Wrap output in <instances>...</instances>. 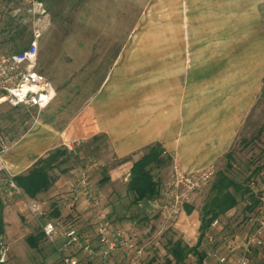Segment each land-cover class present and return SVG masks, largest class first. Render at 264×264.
Wrapping results in <instances>:
<instances>
[{
	"label": "rangeland",
	"instance_id": "374dc122",
	"mask_svg": "<svg viewBox=\"0 0 264 264\" xmlns=\"http://www.w3.org/2000/svg\"><path fill=\"white\" fill-rule=\"evenodd\" d=\"M36 3L43 4V13L36 11ZM262 21L259 30H264ZM36 29L43 32L40 70L53 83L55 99L44 110L0 105V134L11 147L18 143L11 148L13 153L21 149L37 153L50 146L47 155L58 148L72 154L53 171L58 184L37 197L48 213L39 218L26 209L29 197L22 190L18 194L12 185L15 172L5 164L6 170L0 172L1 264H61L48 241L41 242L40 250L27 242L41 231L42 223L53 218L50 211L55 204L63 219L86 229H92L99 208L109 215L114 228L131 233L136 246L144 248L140 259L119 248L112 256L114 264L164 262L170 240L197 244L203 207L217 173L228 164V154L234 157L230 175L253 193L264 195V40L239 42L233 36L222 43L212 35L204 36L200 27L191 28L189 34V0H0V55L26 49ZM191 69H205L204 76L212 82L221 69H235L232 79H241L242 95L246 90L257 91L253 104L244 105L234 142L210 167L183 169L173 161L155 171L161 196L133 205L126 189L129 165L117 158L108 140L78 137L67 139L66 145L63 135L107 82L109 91L129 88L140 94L143 88L160 89L163 97L189 103ZM213 92L217 90L210 89V99ZM186 125L189 135V121ZM83 171L102 193L98 208H87L86 200L75 208L65 203ZM192 175L200 187L188 190ZM106 177L110 180L103 183ZM249 202L248 196L241 199L208 231L200 247L208 255L206 264H236L241 249L228 245L236 239L241 246L263 219V214L245 210ZM187 206L194 208L192 213ZM251 257L254 264H264V245L255 248ZM185 264H197V258L190 255Z\"/></svg>",
	"mask_w": 264,
	"mask_h": 264
},
{
	"label": "crops",
	"instance_id": "0c3cea01",
	"mask_svg": "<svg viewBox=\"0 0 264 264\" xmlns=\"http://www.w3.org/2000/svg\"><path fill=\"white\" fill-rule=\"evenodd\" d=\"M262 20L264 0H189V34L200 27L204 36L212 35L222 43L233 36L239 42H263L264 30H259L263 27ZM191 70L189 103L182 98L163 97L160 89L143 88L140 94L131 93L129 88L120 93L109 91L107 87L111 83L107 82L83 116L63 135L64 144L67 145V139L78 137L106 138L117 158L127 159L128 178L133 162L157 142L183 169L210 167L216 157L231 147L242 122L244 105L253 104L257 91L246 90L242 95L241 79H232L235 69H221L213 82L204 76L205 69ZM211 88L217 90L212 99ZM49 150L50 146L37 153L28 149L13 153L11 149L4 161L7 169L15 172L14 177L26 173Z\"/></svg>",
	"mask_w": 264,
	"mask_h": 264
},
{
	"label": "built area",
	"instance_id": "2783aa9c",
	"mask_svg": "<svg viewBox=\"0 0 264 264\" xmlns=\"http://www.w3.org/2000/svg\"><path fill=\"white\" fill-rule=\"evenodd\" d=\"M34 8L38 13L45 11L42 3H36ZM42 35L41 29H36L31 44L25 50L0 55V105L44 110L55 99V87L39 66V42ZM11 148L13 146L7 143L6 137L0 134V172L6 170L3 155ZM196 180L198 179L194 175L189 177L188 190L200 187ZM12 185L18 194H22L21 189L14 182ZM176 199L178 200L179 197ZM81 200L88 202L87 208H98L102 202V193L84 171L79 173L65 203L70 208H75ZM25 205L35 217L48 216L44 210L45 204L39 199L28 198ZM98 209L95 222L91 225L92 229L78 227L62 216L53 217L41 224L45 240L55 250L61 264H114L112 256L121 247L135 253L137 259L142 257L144 248L136 246V238L123 229L114 228L109 215ZM53 210L51 209L50 212L52 213ZM257 212L263 214V219L255 232L249 234L241 246L237 245L236 239L228 245L229 248L241 249L236 264H254L251 253L255 248L264 245V195L261 196V205ZM222 261L224 262L225 259Z\"/></svg>",
	"mask_w": 264,
	"mask_h": 264
},
{
	"label": "trees",
	"instance_id": "16d2710c",
	"mask_svg": "<svg viewBox=\"0 0 264 264\" xmlns=\"http://www.w3.org/2000/svg\"><path fill=\"white\" fill-rule=\"evenodd\" d=\"M93 140H98V137H94ZM70 154L72 153L67 148L55 149L46 157L38 159L26 173L14 176L12 181L26 196L31 199H37L40 194L49 192L54 186L57 179L53 175V171L64 165ZM227 158L229 160L228 164L225 170L217 173L212 185L211 195L203 207L199 228L200 236L197 244L189 246L183 239L170 240L165 261L157 262L156 259H153L150 264H185L190 255H194L197 258V264H206L208 255L205 251L200 250V247L213 224L236 208L240 204V200L246 199V196H248L250 202L245 207V210L250 213L257 212L261 205L262 193L259 195L253 193L250 187L233 178L230 175V171L233 169L232 161L234 157L232 154H228ZM126 161L127 159L122 160V162ZM172 162L173 158L166 153L163 145L159 142L149 145L143 155L133 162L126 183V189L132 197L133 205L156 201L161 196V184L155 175V171L169 166ZM258 170L260 169L258 168ZM109 180L110 177H106L103 183ZM193 210L192 206H187L189 214ZM60 216L61 210L55 204L52 217ZM43 240H45V235L42 230L27 238L29 245L38 250H40V244Z\"/></svg>",
	"mask_w": 264,
	"mask_h": 264
},
{
	"label": "water",
	"instance_id": "95a60500",
	"mask_svg": "<svg viewBox=\"0 0 264 264\" xmlns=\"http://www.w3.org/2000/svg\"><path fill=\"white\" fill-rule=\"evenodd\" d=\"M2 230H3V225H2V217H1V210H0V264H1V239H2Z\"/></svg>",
	"mask_w": 264,
	"mask_h": 264
}]
</instances>
